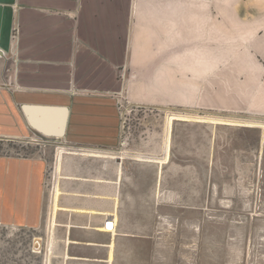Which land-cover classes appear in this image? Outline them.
Here are the masks:
<instances>
[{
  "label": "crops",
  "instance_id": "crops-1",
  "mask_svg": "<svg viewBox=\"0 0 264 264\" xmlns=\"http://www.w3.org/2000/svg\"><path fill=\"white\" fill-rule=\"evenodd\" d=\"M223 73L232 79L229 99H244L227 108L264 115V0H0V138L39 133L112 148L122 101L183 105L190 93L214 97ZM45 175L41 156L0 154V225L42 224ZM66 177L90 188L71 192L68 204L60 191L54 200L52 225L65 235L62 250L52 247L53 263L113 264L117 252L133 251L115 247L126 236L114 211L110 182L117 181Z\"/></svg>",
  "mask_w": 264,
  "mask_h": 264
},
{
  "label": "rangeland",
  "instance_id": "rangeland-1",
  "mask_svg": "<svg viewBox=\"0 0 264 264\" xmlns=\"http://www.w3.org/2000/svg\"><path fill=\"white\" fill-rule=\"evenodd\" d=\"M236 77L244 88L245 75ZM231 80L223 73L220 93H190L183 105L122 101L120 142L112 148L39 133L0 138V154L46 162L43 222L36 229L0 225V264H54L52 247L62 250L65 235L52 225L54 200L60 191L68 204L71 192L90 188L66 176L117 181L110 182L114 211L126 236L115 247L134 250L117 252L113 264H264V115L227 108L244 104L229 99ZM60 147L67 151L57 161Z\"/></svg>",
  "mask_w": 264,
  "mask_h": 264
},
{
  "label": "bare ground",
  "instance_id": "bare-ground-1",
  "mask_svg": "<svg viewBox=\"0 0 264 264\" xmlns=\"http://www.w3.org/2000/svg\"><path fill=\"white\" fill-rule=\"evenodd\" d=\"M176 115V114H175ZM172 117H175L174 115H172ZM92 153V152H91ZM105 153V152H104Z\"/></svg>",
  "mask_w": 264,
  "mask_h": 264
}]
</instances>
